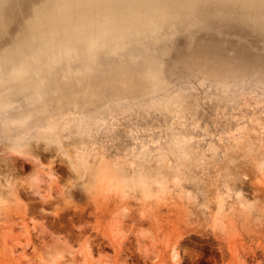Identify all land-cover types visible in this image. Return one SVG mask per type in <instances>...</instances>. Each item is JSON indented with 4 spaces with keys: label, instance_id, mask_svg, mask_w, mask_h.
Returning <instances> with one entry per match:
<instances>
[{
    "label": "clouds",
    "instance_id": "9594fccd",
    "mask_svg": "<svg viewBox=\"0 0 264 264\" xmlns=\"http://www.w3.org/2000/svg\"><path fill=\"white\" fill-rule=\"evenodd\" d=\"M139 132L166 162L160 212L249 216L264 196V0H0V217L55 191L114 221L107 199L143 203V188L89 176L97 160L134 173L146 148L124 141ZM73 255L53 236L30 264Z\"/></svg>",
    "mask_w": 264,
    "mask_h": 264
},
{
    "label": "rangeland",
    "instance_id": "374dc122",
    "mask_svg": "<svg viewBox=\"0 0 264 264\" xmlns=\"http://www.w3.org/2000/svg\"><path fill=\"white\" fill-rule=\"evenodd\" d=\"M149 135L139 132L124 141L125 147L133 148V142L141 140L146 148V162L134 173L126 166L116 172L111 164L97 160L89 176L90 183L100 188L113 176L118 180L134 176L143 188V203L109 197L105 207L115 216L110 222L107 213L98 215L74 200L56 199L55 191L51 192L52 199L26 201V207L0 217V264H30L53 236L74 250L69 264H264V226H251V220L264 223V196L261 203L245 209L249 213L246 219H233L231 224L223 221L220 227L203 225V215L197 219L195 212H160L164 205L157 201L163 185L157 189L152 181L162 175L166 162L150 160ZM82 155L86 158V153ZM44 166L51 169L50 175L58 183L56 161L44 162ZM141 212L145 213L144 221L139 220ZM130 221L136 222L138 231L134 229L129 239L115 234L113 223L123 229Z\"/></svg>",
    "mask_w": 264,
    "mask_h": 264
},
{
    "label": "bare ground",
    "instance_id": "6f19581e",
    "mask_svg": "<svg viewBox=\"0 0 264 264\" xmlns=\"http://www.w3.org/2000/svg\"><path fill=\"white\" fill-rule=\"evenodd\" d=\"M139 183V182H138ZM144 187V186H143Z\"/></svg>",
    "mask_w": 264,
    "mask_h": 264
}]
</instances>
